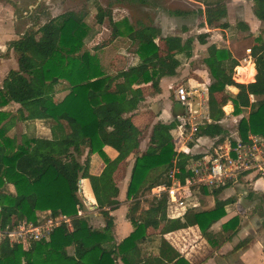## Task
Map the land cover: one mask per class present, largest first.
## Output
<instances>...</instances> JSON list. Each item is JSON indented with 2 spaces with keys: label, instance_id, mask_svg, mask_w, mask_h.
<instances>
[{
  "label": "trees",
  "instance_id": "trees-1",
  "mask_svg": "<svg viewBox=\"0 0 264 264\" xmlns=\"http://www.w3.org/2000/svg\"><path fill=\"white\" fill-rule=\"evenodd\" d=\"M253 1L255 17L264 21V0ZM107 17L113 35L126 37L137 46L140 58L137 66L114 74L107 72L99 55L85 49L90 32L86 15L72 11L28 29L9 45L17 56L18 67L0 84V228L7 229L22 219L36 222L38 212L50 210L53 216L62 214L72 218L73 231L61 225L48 239L33 242L27 249L5 240L0 244V264H116L118 259L123 264H139L141 261H133L130 256L137 249L141 260L155 257L156 230L161 223H165L162 234L198 225L213 247L226 239L223 232L236 233L239 229V219L234 217L222 225L220 232L211 230L226 216L228 200H216L211 209L189 211L184 221L167 218L168 195L154 197L151 190L161 184L170 185L168 176L174 168L179 170V181L185 183L191 175L192 157L176 150L171 134L176 123H158L152 129L149 147L135 158L127 189V199L131 201L127 219L133 231L121 242L116 241L111 213L120 203L113 176L140 145L143 131L133 124L130 116L144 100L140 86L151 83L159 91L160 80L175 74L181 62L174 54L160 55L156 43L161 33L159 28L142 25L135 29L128 18L115 22L110 10L102 12L97 22L101 24ZM205 18L209 27L220 23L227 18L226 4L221 1L206 4ZM218 27L226 29L228 24L221 23ZM206 37L207 34L199 35L197 40L205 44ZM193 44L194 39L188 38L180 53L192 57ZM252 57L257 71L255 81L237 83L234 69L239 63L231 53L215 45L208 48L205 63L211 76L208 88L211 122L201 126L196 137H218L217 143L228 137L220 123L227 100L218 102L215 97V93L226 91L235 116L249 110L239 121L240 136L244 140L249 134L264 138V42L252 49ZM115 81L118 92L112 93L108 84ZM61 83H65L68 94L55 101ZM227 87H235L238 93L229 92ZM12 103L19 105L16 112L6 110ZM36 106L44 109L46 120L60 134L52 138L10 137L8 133L17 121L32 119ZM105 147L113 148L118 156L111 160ZM95 154L105 163L99 175L90 173L91 156ZM82 179H88L91 184L98 211L105 221L103 228L94 227L89 217L78 215L86 209L79 196ZM6 185L13 186L15 193L4 191ZM227 186L201 190L218 197ZM144 205L148 208H143ZM248 242L247 239L242 243ZM166 245L162 239L160 253ZM66 248H72L73 254L68 255ZM166 250L162 252L164 261L155 264H191L171 247Z\"/></svg>",
  "mask_w": 264,
  "mask_h": 264
},
{
  "label": "crops",
  "instance_id": "crops-1",
  "mask_svg": "<svg viewBox=\"0 0 264 264\" xmlns=\"http://www.w3.org/2000/svg\"><path fill=\"white\" fill-rule=\"evenodd\" d=\"M182 1L190 5L191 8L192 6L194 7L197 4L203 7V24L200 27L202 32H198V36L207 34V37L205 38L206 43L201 44L197 40L198 36L196 37V39L190 36L189 38H193L194 43L195 41H198L199 44L204 47V52H202V54H196L194 53L193 49V56L190 58H187L182 53H180L181 46L184 44V41L188 39L187 34L190 31H193L194 29L193 22L190 24L186 21L181 22L182 27L181 31L179 32H167V28L162 27V25H160L158 21H156L154 25H148L159 28L161 31L160 35L156 39V43L159 46L160 55L166 56L169 54H174L175 57L181 62V65L176 70L175 74L171 76H166L160 80L159 91L155 90L151 83L143 84L140 86L143 92L144 100L140 103L138 109L131 113L130 116L133 124L143 131V135L147 133L148 138L146 137L142 139L141 137L139 148L135 150L126 160H124L119 165L117 171L114 173L113 176L114 183L119 189L117 201L120 203L119 208L111 213V215L114 217V236L117 242H121L122 240H124L133 231V227L127 219V213L129 205L131 203V201L127 199V189L130 182L135 158L138 154L140 155L145 152L149 147V140L153 127L158 123H176L175 128L171 130V134L174 138L175 134H178L180 136L183 146L180 147L179 152H186L187 154H190L192 160H198L204 157L207 158L209 156L208 152H211V149L214 147V144H216L218 141L216 139L218 137H196L194 135L192 136V142L190 143L187 142V138L184 137L188 134L187 126H185L182 120L185 114V109L181 104L177 102V100H173L171 95L172 90L177 84L182 83L186 86L199 88V92L201 93L199 95L197 94L196 98L198 99V102L201 101L202 98L204 104V106L201 108L199 107V104L195 106V109L198 111V113L200 112V114L202 115V118L198 119L200 120V127L206 124L207 122H211V120L209 119L208 110V88L211 83L209 68L206 63L204 64V68H196V66H193L191 64L192 61L197 57L201 56L204 57L205 61L208 56V48L211 45H215L218 49L228 50L233 56V58L239 63V66L235 67L234 69L235 81H241L236 78L238 76L240 79H244L243 82H241L242 84H248L255 81V76L257 74L254 59L252 57V49L258 47L262 42H264V21H261L255 17L253 13V0H233V3H226L227 21L221 22L228 24V27L226 29L220 28L217 25H214L212 27H209L207 25L205 18L206 8L204 4L201 3V1L203 2L206 0H201L199 2L198 0ZM142 2L145 3L147 2V0H143ZM1 6H3V4L0 0V14L2 13ZM118 10L122 11V14L121 16L116 17V12ZM126 10L127 9H124V7L122 9L115 10L113 14V20L115 22H120L124 18H128L130 24L133 25L134 22L131 17L126 14ZM190 13L192 15L193 11H190ZM98 17L99 15L96 19H98ZM138 24H141V22H138ZM237 24L238 27L242 30L240 32L241 36L249 38L248 42L250 46L245 50V53L242 55L243 57L238 55L237 46H235L237 40H234L229 36V30ZM241 24L247 26L248 29H245L246 27ZM12 25H3L2 22H0V69L6 68V65L9 66L6 71V76L11 70L17 69L18 67L17 60H14L13 58L8 59L5 56L7 53L6 50H11V52L14 53V50L9 48L10 43L15 40H18L24 34L22 32L20 35H18ZM133 27L135 28V25H133ZM90 28L91 29L89 32V36L85 41V46L90 52L99 55L101 64L107 72L114 74L118 71L128 70L132 67L137 66L140 63V58L136 53L137 46L133 44L128 38L126 39H128V41L130 42V46L119 47L118 45L119 43H122L123 37H116V35L113 34H111L110 36V34H106L104 32V29L96 30L92 27ZM135 29H137V27ZM134 46H136V49L134 48ZM129 48H134V52L130 53L128 51ZM182 56H184L185 59H182ZM184 60H187L188 63L185 64V68L182 69L184 65ZM242 70L253 71V77L249 79L248 72H244V74L241 75L240 72ZM3 80L0 82V84L3 82ZM108 90L112 93H117V82L115 81L109 83ZM227 90L233 94L238 93V90L235 87H227ZM174 91L176 97V88L174 89ZM67 94L68 90L66 89V85L61 83L57 86V92L54 95V100L61 101ZM215 97L218 102H224L225 100H227V104L224 107H230L231 111L226 113L225 116L229 114L227 118L229 116H233V121L238 122V118L233 115L234 107L232 102L228 100L227 92H217L215 93ZM251 100L254 101L253 96L251 97ZM15 105H17L18 109L19 105ZM224 107L222 108V110H224ZM245 111L249 112L248 109ZM225 116L220 122L221 124H224L227 120ZM31 117V120L24 122L26 124V130L23 132V134H21V136L27 135L28 137L52 138L53 136L60 134V131L57 128L52 127L50 123L46 120L47 115L44 109H42L40 106L35 107L34 111H32L31 113ZM227 131L228 136L229 133L232 135L229 130ZM236 131H239L238 128ZM182 132H184V135H182ZM104 151L111 160H114L118 156L117 151H115L111 147H105ZM104 167L105 163L99 155L95 154L91 156V174H101ZM239 182H244V184L251 186V188L254 190V193L264 195V182H262L261 180L258 181L252 180L251 178H238L237 180L230 181L227 183L228 186L222 191V195L220 194L221 197H219V195L216 199L221 201H229V204L226 206V216L220 220V224L217 222V225H213L211 230L214 233L220 232L222 229V225L227 223L234 217H237L239 219V229L236 233L233 231L223 232V234L226 236V239L218 247H213L207 241V239L202 236L198 225L183 228L181 230L173 231L167 234H162V231L165 227V223H161L159 229L156 230L157 238L156 249L154 251L155 257L141 260L139 257V251L136 249L130 256V259L133 261L135 259H138L139 261H141L139 264H155L159 261H164L162 252H167L166 249H169L171 247L175 252L184 257L191 264H264V219L261 221L262 226L260 228L256 220L257 218L252 217L251 220H247L246 224H244L243 219L245 217H243V214H245V212L238 208L243 193H238V199H235L233 197V185ZM10 187L13 186L10 185ZM80 187L81 192L86 199V202H84L86 208L83 212L85 213L84 217H90L91 219V217L94 216L95 219H97L96 221H98L99 225L94 226L93 220H91L93 226L96 228H103L105 226V221L98 211L96 200L89 180L82 179L80 181ZM216 200L214 199V202ZM86 203H88L89 205H87ZM193 205L196 204L193 203ZM189 207V211L197 212L195 206ZM143 208L147 209L148 207L144 205ZM251 208H253V206L246 210L248 214H252L254 212V210H251ZM186 210L187 208L174 210L172 212H169L167 210V218L170 220L180 219L184 221ZM203 210L206 209H202L200 211ZM162 239L165 240L168 246L166 245L165 247H162L160 253ZM247 239L249 240L248 243H242ZM240 243H242L243 245L239 248L238 245ZM116 264H123V262L118 259Z\"/></svg>",
  "mask_w": 264,
  "mask_h": 264
},
{
  "label": "rangeland",
  "instance_id": "rangeland-1",
  "mask_svg": "<svg viewBox=\"0 0 264 264\" xmlns=\"http://www.w3.org/2000/svg\"><path fill=\"white\" fill-rule=\"evenodd\" d=\"M199 1L201 0H198V2ZM219 1L224 2L225 4L233 3V0H206L203 2L201 1V3H203L206 8V4L213 3V2H219ZM1 3L3 4V6H1L2 13L0 14V20H1L0 22H2L3 25L13 24L12 26L18 35H20L22 32L25 33L28 29L32 27H39L40 25L46 23L48 20L54 17H57L61 14L72 11V12L81 13V14L86 15L85 22L87 26L89 27V29H91L90 27L96 30L104 29V32L106 34H110L111 36L112 27L109 23V18L108 17L105 18L103 23L101 24L97 22L96 18L102 12L110 10L112 11V17L114 19L113 14L115 10L122 9L123 7L124 9H127L126 14L129 17H131V19L133 20L134 22L133 25H135V28L136 27L138 28L142 25L144 26L154 25L155 22L158 21V23L162 25V27L167 28L166 30L167 32L168 31L179 32L181 31V27H182L181 22L186 21L189 24L193 22L194 29L193 31H190L187 34V37L189 38L190 36L196 39V37L198 36V32H202L200 27L203 24V7L197 4L195 5L196 7L192 6L191 8L190 5L186 4L182 0H147V2L145 3L137 1V0H1ZM190 11H193L192 15ZM121 12L122 11L118 10L116 12V17L121 16L122 14ZM223 21H227V18L222 20L221 22ZM138 22H141V24H138ZM215 25L219 26V23ZM122 31H125L124 28H122ZM241 31L242 30L238 27V24L234 25L229 30V36L232 39L237 40V43L235 44V46H237L238 55L243 57L242 55L245 53V50L250 46V44L248 42L249 40L248 37L241 36L240 34ZM88 36L86 37V39L88 38ZM129 44L130 42L128 41V39H126V37H123L122 43L121 44L119 43L118 46L128 47L130 46ZM134 48L136 49V46H134ZM134 48H129L128 51L132 53L134 52ZM85 49L88 50L86 46H85ZM193 49H194V53L196 54H200V53L202 54V52H204L203 51L204 47L201 44H199L198 41H195ZM6 52L7 53L5 56L8 59L13 58L14 60H17V56L14 53H12L11 50H6ZM182 59H185V57L182 56ZM187 63L188 61L184 60V63H183L184 65L182 69L185 68V64ZM191 64L193 66H196V68L197 67L204 68V64H205L204 57L202 56L197 57L196 59L192 61ZM8 67L9 66L6 65V68L0 69V82L6 76V71ZM244 72H247V71H244ZM236 78L241 80L240 82L236 81L238 83H241L244 80V79H240L238 76ZM178 85H183V84L182 83L177 84L174 87V89L177 88ZM174 89L172 90L171 95H172V99L176 101ZM199 102L197 98L194 99L195 106L198 105ZM199 106L201 108V105ZM6 110H9L10 112H16L17 105L12 103L6 108ZM230 111H231L230 108H228L227 111L223 110L224 114ZM198 114H200V112ZM247 114H248V111H244L242 115L236 116L238 118L237 123L233 121L234 120L233 116L232 117L229 116L227 118V115H226L225 117L227 118V120L222 125L224 126V128H226V130H229L234 135V133L236 132L238 128V124L240 121L239 118H242V116H247ZM195 122H200V120H196ZM189 129L190 127L187 126L188 134L184 137L187 138V142L191 143L193 137H190ZM25 130H26V124L23 121L19 120L16 122L14 128L8 133V135L10 137L17 136L18 138H20L21 134H23ZM230 135L231 134L229 133V136ZM146 137L148 138L147 133L145 135H142V139ZM174 140L176 144V150L179 152L180 147L183 146V143L181 142V138L178 134H175ZM211 152L213 153V150H211ZM81 160L84 161L85 156ZM261 181L264 182V180H261ZM233 186H234L233 197L235 199H238V196H237L238 193H243V196L240 201V204L238 205V208L240 210H243V212H245V214H243V217H245L243 219L244 224H246L247 220L249 221L253 217V218H257L256 220L260 228L262 226L261 221L264 219V195L254 193V190L251 188V186L244 184V182L242 183L239 182ZM3 190L9 193H12V194L15 193V190L13 189V187H10V185H6L3 188ZM221 195L219 197H221ZM79 196L81 200H83V202H86V199L81 192V187H80ZM185 196L187 198V202H186L187 210L185 213L189 211L190 209L189 206H192V207L195 206L197 211L198 210L200 211L202 209H207V208L211 209L215 205L214 199L215 200L217 199V197L213 196L212 194H204L201 188L200 189L195 188L194 190H186ZM193 203L196 205H193ZM86 204L89 205L88 203ZM251 206H253L251 210H254V212L252 214L251 213L248 214L246 210L250 208ZM81 213H82V216L80 217H84L85 213L83 212ZM49 214H53V213L50 210L38 212L37 219L40 220L44 217H47ZM118 219H119V215H118ZM90 220H93L94 226L99 225L98 221H96L97 219H95L94 216H92ZM263 225H264V221H263ZM178 230H181V229H178ZM223 237L224 235L222 236V238ZM65 252L68 255H72L73 249L66 248Z\"/></svg>",
  "mask_w": 264,
  "mask_h": 264
},
{
  "label": "built area",
  "instance_id": "built-area-1",
  "mask_svg": "<svg viewBox=\"0 0 264 264\" xmlns=\"http://www.w3.org/2000/svg\"><path fill=\"white\" fill-rule=\"evenodd\" d=\"M200 93L198 87L185 84L176 88V100L185 109L182 120L185 126L190 127V137L197 133L201 125L200 122H195L198 118H202V115L198 114L194 104V99ZM198 104L201 107L204 106L202 98ZM224 110L226 111V107ZM216 139L218 140V138ZM211 150L213 153L208 152L207 158L191 161L189 166L191 175L185 179V183L179 181L177 177L179 170L174 168L168 176L171 184L154 187L150 195L160 197L161 194L166 193L169 197L167 210L172 212L187 208L186 190L202 187L215 190L238 178L264 180L263 137L249 134L248 138L244 140L239 131H236L234 135L228 136L223 143L214 144ZM78 215L81 216L82 213L79 212ZM61 225H66L70 231H73L72 218L62 214L57 216L49 214L36 222L28 219L14 221L12 226L7 229L0 228V244L6 240L11 245H19L27 249L33 242L48 239L51 233Z\"/></svg>",
  "mask_w": 264,
  "mask_h": 264
},
{
  "label": "bare ground",
  "instance_id": "bare-ground-1",
  "mask_svg": "<svg viewBox=\"0 0 264 264\" xmlns=\"http://www.w3.org/2000/svg\"><path fill=\"white\" fill-rule=\"evenodd\" d=\"M244 71H246V70H242V71L240 72V74H241V75L244 74ZM247 72H248V74H249V79H251V78L253 77V71H249V70H247ZM247 72H246V73H247ZM228 108H230V107H226V110H227Z\"/></svg>",
  "mask_w": 264,
  "mask_h": 264
}]
</instances>
